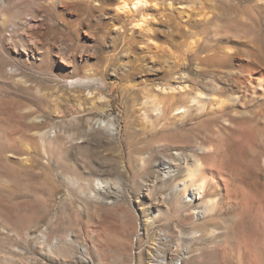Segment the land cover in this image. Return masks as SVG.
I'll return each mask as SVG.
<instances>
[{
	"label": "rangeland",
	"instance_id": "rangeland-1",
	"mask_svg": "<svg viewBox=\"0 0 264 264\" xmlns=\"http://www.w3.org/2000/svg\"><path fill=\"white\" fill-rule=\"evenodd\" d=\"M123 1L14 0V22L28 19L38 51L29 60L12 61L18 72L11 80L0 52V109L10 112L0 122V264H147L146 246L153 241L152 264H218L216 236L181 255L174 237L192 227L169 220L173 198H162L172 183L153 182L162 175L157 168L161 157L178 173L176 181L182 180L181 171L199 142L200 124L175 120L176 137L166 134L158 152L134 161L132 152L141 147L146 130L142 116L126 112L127 99L141 89L130 87L161 85L157 71L169 61L179 62V74L168 78L176 93L198 82L200 87L203 66L192 57L190 43H204L211 35L203 25L204 13H198L206 0H148L146 7L117 11ZM213 30L221 33L219 27ZM256 46L264 53V40ZM198 55H205L203 47ZM183 137L192 143L180 153ZM205 163L211 166L210 159ZM231 168L228 174H238ZM251 177L248 172L242 183L249 186ZM99 179L105 187L96 189ZM220 196L224 192L210 195ZM193 203L187 209L182 199L177 209L202 224L197 212L204 204ZM253 211L264 225L263 197ZM219 213L207 216L202 226L215 227L217 237L237 209L228 218ZM143 214L155 216L146 231Z\"/></svg>",
	"mask_w": 264,
	"mask_h": 264
},
{
	"label": "bare ground",
	"instance_id": "bare-ground-1",
	"mask_svg": "<svg viewBox=\"0 0 264 264\" xmlns=\"http://www.w3.org/2000/svg\"><path fill=\"white\" fill-rule=\"evenodd\" d=\"M216 1L213 5V0H206L201 5L200 12L197 11L204 13L203 25L208 27L211 35H208L204 43L198 39L190 43L192 57L198 65L203 66L198 71L204 76L200 87L198 82V86L193 85L190 89L185 86L182 91L175 92L176 89L168 80L169 76L179 74L176 70L179 62L174 59L167 62L165 69L157 71L163 77L161 85L148 87L149 89L143 88L144 84H134L130 87L134 90L139 87L141 89L139 88V94L127 99L126 112L132 111L142 116L146 127L143 128L146 130V138L141 147L135 148L132 153L136 161L137 158L153 154L166 144V134L174 135L172 139L175 138V120H179V123L188 120L199 123V142L195 146L193 160L181 171L182 180L176 181L179 178L178 173L171 170L166 157H161L157 164L162 175L153 180H168V183H172L168 195L162 198V201L170 195L173 198L170 205L175 208V212L169 220H174L181 227H192L190 231L179 230L174 237L180 246L181 255L184 256L189 246H200L204 239L216 236L221 248L218 264H261L264 259V225L258 222L259 218H256L253 209L260 197L264 198V53H259L256 46L258 40H264V0ZM148 4V0H124L122 4H117V11L124 12L129 7L128 12ZM184 6L181 3L180 13ZM12 9L14 0H0V52L6 62L4 73L10 80L18 72L12 61L15 58L29 60L34 58L35 52L38 51L28 19L15 21L23 28L22 33L16 32ZM192 10L194 12L196 7ZM217 27L221 29V33L213 30ZM202 47L205 55L199 57L198 50ZM186 81L188 82L187 79ZM9 114L8 109H0V122L7 121ZM36 120L42 122V118L37 117ZM179 140L182 144L177 152L182 153L185 145L192 142L185 137ZM205 159L211 160V166L206 165ZM233 166L238 174L227 173L232 171ZM248 172L252 174L253 182L249 183V186L242 183ZM104 184L99 179L95 188L99 189ZM251 187L254 189H250ZM223 192V198L210 197ZM182 199L187 209L190 208L188 205L193 207L196 200L198 204H204L197 212V219H204L203 225L197 223L198 220L196 221L193 215L180 214L177 205ZM234 207L237 209L236 216L230 225H226L221 236L219 234L217 237L215 227H202L208 224L209 220H205L207 216L220 212L221 216L228 218ZM195 211L196 208L193 209V214ZM142 216L143 230L154 224L155 216ZM153 242L146 246L145 252L149 255L147 264L155 262L153 256L157 249Z\"/></svg>",
	"mask_w": 264,
	"mask_h": 264
}]
</instances>
